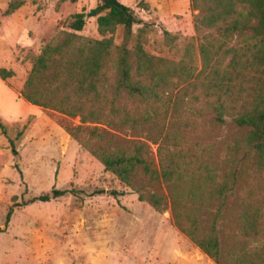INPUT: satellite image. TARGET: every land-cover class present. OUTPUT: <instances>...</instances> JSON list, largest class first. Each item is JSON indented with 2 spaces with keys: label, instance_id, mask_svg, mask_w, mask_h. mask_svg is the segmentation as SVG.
<instances>
[{
  "label": "trees",
  "instance_id": "16d2710c",
  "mask_svg": "<svg viewBox=\"0 0 264 264\" xmlns=\"http://www.w3.org/2000/svg\"><path fill=\"white\" fill-rule=\"evenodd\" d=\"M190 2L198 38L179 49L181 36L164 30V46L178 49L171 59L146 50L154 25L119 0H99L71 17L72 31L29 54L20 95L80 118L82 126L62 127L140 201L170 210L179 231L216 264H264V190L257 181L264 173V0ZM24 5L12 0L6 15ZM87 18H97L102 39L79 34ZM12 77L0 69L3 81ZM33 119L13 137L0 115L15 158ZM212 125L228 135L214 137ZM15 168L24 181L18 162ZM77 193L54 187L28 203Z\"/></svg>",
  "mask_w": 264,
  "mask_h": 264
},
{
  "label": "rangeland",
  "instance_id": "374dc122",
  "mask_svg": "<svg viewBox=\"0 0 264 264\" xmlns=\"http://www.w3.org/2000/svg\"><path fill=\"white\" fill-rule=\"evenodd\" d=\"M11 1L0 0V69L14 72L7 81L0 78V114L13 137L30 116L34 119L17 145V158L0 133V228L5 230L0 234V264H216L179 231L170 210L158 212L140 201L62 127L82 126L80 118L40 107L39 114H28L29 103L22 100L20 91L32 67L29 54L39 55L48 41L72 31L71 17L89 13L99 0H24V6L6 15ZM119 1L154 25L145 47L151 54L179 58L178 49L164 46V30L181 36L179 49L198 38V12L190 0ZM86 22L79 34L102 39L97 18ZM122 40L120 29L115 41ZM209 130L218 139L229 133L216 125ZM154 160L157 164L156 156ZM17 162L24 181L15 168ZM257 181L264 190V173ZM54 187L78 193L28 203ZM97 191L103 192L93 196ZM161 192L167 194L164 186ZM12 206L15 210L6 226Z\"/></svg>",
  "mask_w": 264,
  "mask_h": 264
},
{
  "label": "crops",
  "instance_id": "0c3cea01",
  "mask_svg": "<svg viewBox=\"0 0 264 264\" xmlns=\"http://www.w3.org/2000/svg\"><path fill=\"white\" fill-rule=\"evenodd\" d=\"M1 85H3L2 83H1ZM3 87L7 90V91H11L10 89H8L7 87H5L4 85H3ZM23 101H25L24 99H22ZM27 102V101H26ZM29 103V102H28ZM27 105V107L31 110V111H29V113L28 114H39L40 112H39V109L40 108H38V106H36V105H33V104H31V103H29V104H26ZM1 115V114H0Z\"/></svg>",
  "mask_w": 264,
  "mask_h": 264
}]
</instances>
